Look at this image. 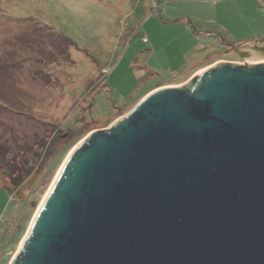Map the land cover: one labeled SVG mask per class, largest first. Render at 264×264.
<instances>
[{
	"label": "water",
	"instance_id": "1",
	"mask_svg": "<svg viewBox=\"0 0 264 264\" xmlns=\"http://www.w3.org/2000/svg\"><path fill=\"white\" fill-rule=\"evenodd\" d=\"M12 264H264V62H219L90 134Z\"/></svg>",
	"mask_w": 264,
	"mask_h": 264
},
{
	"label": "rangeland",
	"instance_id": "2",
	"mask_svg": "<svg viewBox=\"0 0 264 264\" xmlns=\"http://www.w3.org/2000/svg\"><path fill=\"white\" fill-rule=\"evenodd\" d=\"M259 38L264 0H0V264L90 134L148 88H180L219 62L263 63L264 50L231 46Z\"/></svg>",
	"mask_w": 264,
	"mask_h": 264
},
{
	"label": "trees",
	"instance_id": "3",
	"mask_svg": "<svg viewBox=\"0 0 264 264\" xmlns=\"http://www.w3.org/2000/svg\"><path fill=\"white\" fill-rule=\"evenodd\" d=\"M161 1H164V0H161ZM262 44H264V38H259V39L252 41V42L248 41V42H244V43H232L231 46L238 48V50H242V49L249 50V49L254 48L255 50L261 51V50H264V48L262 46H259ZM248 54H249L248 52H243L242 53L243 58L247 57ZM144 71H145V78H144L145 80H152L157 76L156 73H154L152 71H148L146 69H144ZM149 89H151V88H148L145 91V93H143L144 96H147L150 92H152L154 90V89H152V90H149Z\"/></svg>",
	"mask_w": 264,
	"mask_h": 264
},
{
	"label": "bare ground",
	"instance_id": "4",
	"mask_svg": "<svg viewBox=\"0 0 264 264\" xmlns=\"http://www.w3.org/2000/svg\"><path fill=\"white\" fill-rule=\"evenodd\" d=\"M68 160H69V158L67 159V161H68ZM67 161H66V163H67ZM66 163L62 166V168H61V170H60V172H59V174H58L56 180L54 181V183H53V185H52V187H51V190L49 191L48 195H47L46 198H45V201H44L43 205H42L41 208L39 209L36 218L38 217V215L40 214L41 210L43 209V207H44V205H45V203H46V201H47L49 195L51 194V192H52L54 186L56 185L57 180H58L59 177H60V174L62 173L63 169L65 168ZM36 218H35V220H36ZM35 220H34V222H35ZM34 222H33V224H34ZM33 224H32V226H31V228L33 227ZM30 230H31V229H30Z\"/></svg>",
	"mask_w": 264,
	"mask_h": 264
},
{
	"label": "flooded vegetation",
	"instance_id": "5",
	"mask_svg": "<svg viewBox=\"0 0 264 264\" xmlns=\"http://www.w3.org/2000/svg\"><path fill=\"white\" fill-rule=\"evenodd\" d=\"M232 48H234V49H235V47H232ZM234 51H235V52H239V50H237V49H235Z\"/></svg>",
	"mask_w": 264,
	"mask_h": 264
},
{
	"label": "built area",
	"instance_id": "6",
	"mask_svg": "<svg viewBox=\"0 0 264 264\" xmlns=\"http://www.w3.org/2000/svg\"><path fill=\"white\" fill-rule=\"evenodd\" d=\"M244 63V62H243Z\"/></svg>",
	"mask_w": 264,
	"mask_h": 264
}]
</instances>
